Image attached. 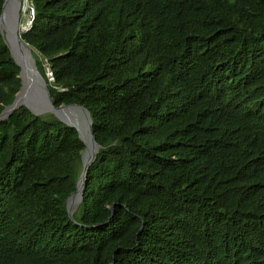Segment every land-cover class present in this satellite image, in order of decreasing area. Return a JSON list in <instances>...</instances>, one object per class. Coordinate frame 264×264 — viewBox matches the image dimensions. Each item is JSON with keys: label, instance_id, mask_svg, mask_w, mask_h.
<instances>
[{"label": "trees", "instance_id": "obj_1", "mask_svg": "<svg viewBox=\"0 0 264 264\" xmlns=\"http://www.w3.org/2000/svg\"><path fill=\"white\" fill-rule=\"evenodd\" d=\"M29 2L20 37L99 149L69 217L77 131L0 120V264H264V0ZM18 74L0 32V115Z\"/></svg>", "mask_w": 264, "mask_h": 264}, {"label": "water", "instance_id": "obj_2", "mask_svg": "<svg viewBox=\"0 0 264 264\" xmlns=\"http://www.w3.org/2000/svg\"><path fill=\"white\" fill-rule=\"evenodd\" d=\"M16 3L18 4V2ZM13 11L14 7L11 4V0H4L0 15V32L4 37L5 43L14 63L19 68L18 78L20 80V89L15 95L13 103L1 113L0 120L7 118V116H9L12 111L18 107L24 106L35 116L53 115L59 121L69 127L74 128L77 131L78 138L84 145V150L81 153V175L77 180L75 192L71 194L66 201V210L69 217H71L73 212H70V201L75 195H78L76 205L78 206V204L81 202L88 168L93 162L99 149V146L97 145L93 136L92 121L88 111L82 106L73 104L56 107L53 105L47 83L37 70L31 49L25 42L22 41L20 37L22 33L26 32L30 28L31 21L26 28H23L21 31H19V11L16 10L14 13ZM3 30H5L6 35L3 34ZM13 47H17L21 55H23L24 52L27 53L26 57H31L32 65H27L26 60H24L22 64L17 62L13 53ZM21 94H24V99L21 102H17L18 97ZM85 125L87 126L86 129L89 136V145L92 148V155L87 163L83 162V155L87 150V144L81 131Z\"/></svg>", "mask_w": 264, "mask_h": 264}, {"label": "rangeland", "instance_id": "obj_3", "mask_svg": "<svg viewBox=\"0 0 264 264\" xmlns=\"http://www.w3.org/2000/svg\"><path fill=\"white\" fill-rule=\"evenodd\" d=\"M16 2H18V4ZM11 4L14 7L13 13L16 12V10L19 11V13H18L19 14V24H18V26H19V31H21V29L26 28L28 26L29 20L31 19V14L32 13H31V5H30V2H29V0H17V1L11 0ZM3 34L6 35L5 30H3ZM14 49H15V47H14ZM15 52L19 56V51H16L15 50ZM45 67H46V64H45ZM46 70L48 71L47 67H46ZM47 74H48V81H51V79H49V75L50 74L49 73H47ZM22 99H23V97H22ZM82 130L87 135V132L88 131L86 129H84V128ZM91 154H92V148H90L88 160L90 159ZM83 162H84V160H83ZM72 202L75 203L76 201L73 200ZM72 202H71L70 212H74L76 210V208H77V205L72 206V204H73Z\"/></svg>", "mask_w": 264, "mask_h": 264}, {"label": "bare ground", "instance_id": "obj_4", "mask_svg": "<svg viewBox=\"0 0 264 264\" xmlns=\"http://www.w3.org/2000/svg\"><path fill=\"white\" fill-rule=\"evenodd\" d=\"M18 27H19V26H18ZM15 50L18 51L17 47H15V49H14V47H13V53H14V56H15L17 62H19L20 64H22V63L24 62V57H23V55L26 56L27 53L24 52L23 55H21V54L19 53V56H18L17 53L15 52ZM29 64L32 65L31 57H30V63H29ZM22 97H23V99H24V94H22ZM23 99H22L21 101H23ZM21 101H20V102H21ZM86 127H87V126L85 125L84 129H86ZM82 129H83V128H82ZM86 130H87V129H86ZM81 131H82V133H83V138L85 139L86 144H87V150L85 151V153H84V155H83L84 163H87V162H88V158H89V151H90L91 146L89 145V136H88V134L86 135V133H85L83 130H81ZM91 155H92V154H91ZM77 199H78V195H75V196L71 199V201H70V207H71V202H72L73 200L77 202ZM76 202H75V203L72 202V203H73L72 206H75V205H76Z\"/></svg>", "mask_w": 264, "mask_h": 264}, {"label": "built area", "instance_id": "obj_5", "mask_svg": "<svg viewBox=\"0 0 264 264\" xmlns=\"http://www.w3.org/2000/svg\"><path fill=\"white\" fill-rule=\"evenodd\" d=\"M29 1H31V0H29ZM31 19L29 20V22L32 20V18H33V11H32V9H31ZM47 73H49V71H47ZM50 74V73H49ZM47 77H48V74H47ZM49 79H51L52 80V77H51V75H49Z\"/></svg>", "mask_w": 264, "mask_h": 264}]
</instances>
